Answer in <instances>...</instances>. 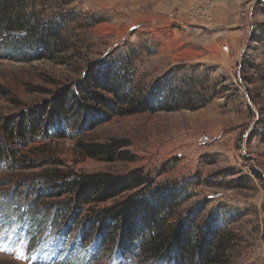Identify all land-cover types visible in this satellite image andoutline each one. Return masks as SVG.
<instances>
[{
    "label": "rangeland",
    "instance_id": "obj_1",
    "mask_svg": "<svg viewBox=\"0 0 264 264\" xmlns=\"http://www.w3.org/2000/svg\"><path fill=\"white\" fill-rule=\"evenodd\" d=\"M19 3L25 20L63 30L41 58L0 42V264H169L122 254L97 229L82 235L91 217L139 190L95 204L62 190L89 174L179 191L166 226L215 231L212 264H264V0ZM109 67L127 77V101L90 85L111 106L83 94L88 113L20 121L32 110L46 121L56 96ZM166 84L180 94L172 108L123 112ZM110 143L112 159L80 146Z\"/></svg>",
    "mask_w": 264,
    "mask_h": 264
},
{
    "label": "trees",
    "instance_id": "obj_2",
    "mask_svg": "<svg viewBox=\"0 0 264 264\" xmlns=\"http://www.w3.org/2000/svg\"><path fill=\"white\" fill-rule=\"evenodd\" d=\"M19 0H0V42L8 38L12 51L21 50L23 47H31L38 58H41L47 47L54 46L53 40L57 39L63 30L58 21L39 24L25 20L20 11ZM23 31L21 35H11L10 32ZM9 33V34H8ZM50 49V48H49ZM16 51V52H17ZM24 51V50H23ZM21 53V51H19ZM28 52L26 51L25 54ZM127 77L121 69L109 67L103 73L95 74L88 85L76 84L74 91L64 92L54 99L51 109L47 112L46 121L41 118L40 112L32 110L23 115L20 120L30 127L44 122L45 124H57L60 120H67L69 111L81 113L90 108L83 105L80 97L86 94L90 99L104 105L111 106L112 102L98 94L94 89L102 88L107 92L115 93L120 101H127L130 97ZM169 84L160 85L151 93V98H145L123 110L124 113H136L140 110H154L156 105L164 108H172L180 99L179 91L173 92ZM165 87H167L165 89ZM119 92V93H118ZM70 99L69 106L66 100ZM42 111L43 107H39ZM68 111V112H67ZM96 115L92 116L95 119ZM19 121V122H20ZM21 125V124H20ZM82 148L90 155L105 154L109 159L113 158L115 145L113 144H81ZM65 191H75L76 197L84 204H95L114 199L124 192L133 191L120 201L91 217L85 225L82 235L91 234L97 229L103 244L107 243L110 236H114L122 254L134 253L143 259L153 261H165L169 264H212L219 250L216 245V233L213 230L206 232L203 228L195 229L188 222L180 223L173 228L166 226L169 220V210L179 201V191L158 187L145 189V181L139 178H121L112 175L89 174L76 177L64 182ZM61 188V186H60ZM97 216V217H96Z\"/></svg>",
    "mask_w": 264,
    "mask_h": 264
},
{
    "label": "built area",
    "instance_id": "obj_3",
    "mask_svg": "<svg viewBox=\"0 0 264 264\" xmlns=\"http://www.w3.org/2000/svg\"><path fill=\"white\" fill-rule=\"evenodd\" d=\"M223 49L224 50H228V46L227 45H223Z\"/></svg>",
    "mask_w": 264,
    "mask_h": 264
},
{
    "label": "snow or ice",
    "instance_id": "obj_4",
    "mask_svg": "<svg viewBox=\"0 0 264 264\" xmlns=\"http://www.w3.org/2000/svg\"><path fill=\"white\" fill-rule=\"evenodd\" d=\"M3 249L2 248H0V251H2Z\"/></svg>",
    "mask_w": 264,
    "mask_h": 264
}]
</instances>
